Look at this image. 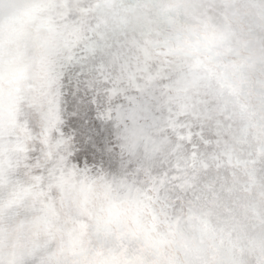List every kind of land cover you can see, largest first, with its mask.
Instances as JSON below:
<instances>
[{
  "label": "water",
  "instance_id": "water-1",
  "mask_svg": "<svg viewBox=\"0 0 264 264\" xmlns=\"http://www.w3.org/2000/svg\"><path fill=\"white\" fill-rule=\"evenodd\" d=\"M147 3L0 0V264H264V0ZM64 74L114 101L126 164H69L84 194L40 178Z\"/></svg>",
  "mask_w": 264,
  "mask_h": 264
},
{
  "label": "snow or ice",
  "instance_id": "snow-or-ice-1",
  "mask_svg": "<svg viewBox=\"0 0 264 264\" xmlns=\"http://www.w3.org/2000/svg\"><path fill=\"white\" fill-rule=\"evenodd\" d=\"M61 81V121L56 142L57 161L60 163L45 164L41 167L40 178L42 181L46 170L51 186L59 185L62 192L79 191L84 194L89 190L87 184L81 183L77 188L64 177L69 164L75 172L84 176L111 173L117 163L122 170H126L125 161L118 159L119 146L112 139L111 108L114 101L107 95L101 97L91 88H85L82 95L79 76L64 74ZM184 183H192V178L186 177ZM191 191L180 188L176 198L183 199ZM46 264H58V261L49 258Z\"/></svg>",
  "mask_w": 264,
  "mask_h": 264
},
{
  "label": "bare ground",
  "instance_id": "bare-ground-1",
  "mask_svg": "<svg viewBox=\"0 0 264 264\" xmlns=\"http://www.w3.org/2000/svg\"><path fill=\"white\" fill-rule=\"evenodd\" d=\"M144 2H148L147 4L148 5H151V3H149V0H143ZM111 39H110V41H112V43H114V45H115V43H116V45L115 46H112V51L113 50H116V52L117 53H119L120 55H121V53L124 51V49H125V47H126V49H128L129 51H130V49H129V45H125V47L123 46V44L121 43V41H123L124 43H127V38H117V39H115L113 36H111L110 37ZM122 48H124L123 50H121L120 51V49H122ZM106 49H108L107 47H105V50ZM101 52H102V50H101ZM101 52H98V51H95L94 53H97V54H101ZM129 53H131V51L129 52ZM196 62H197V59H196ZM114 64V63H113ZM116 64V63H115ZM114 68H116L115 66H114ZM116 70H118L117 68H116ZM212 71H214L213 69H212ZM217 79V78H216ZM216 79H214L215 80V85H219V84H216ZM220 86V85H219ZM222 90H224V88H222V87H220ZM217 93H221V90H219ZM221 97L222 96H226L225 97V99H228L229 98V96L230 97H232V95L230 94V93H224L223 95H220ZM125 108H127V107H125ZM138 137H143L141 134H138L137 136H136V138H138ZM140 143H142V141H139ZM51 153H52V155L54 156V158L57 156V152H55V150L52 148L51 150ZM60 163V162H59ZM41 169V168H40ZM66 169H68V170H66ZM66 171H68V172H70L71 173V170L69 169V167H66ZM37 172H38V170H37ZM64 174H65V172H64ZM69 176H73L72 174L71 175H69ZM238 179V178H237ZM231 181H234V180H231ZM131 193H132V191H131ZM128 194H129V191H128ZM72 197H68V202H72L73 203V199H71ZM73 205L74 204H69V206H70V208H71V211L73 212ZM89 220L91 221V218H89ZM98 225L96 224V227H97ZM88 229H90V227H88ZM89 232L91 233V236H90V238L91 239H95V236L93 235V231H91V230H89ZM83 235H86V233H85V231L83 230V233H82ZM12 237H10L9 238V240L8 241H10L7 245H5V246H7V247H13V248H16V246H15V244L17 243H15V244H13L14 242H15V240H13V239H11ZM75 238H77L78 240H79V237H78V234L76 235V237ZM90 239V240H91ZM89 240V241H90ZM21 243V242H20ZM36 243H39L40 244V248H43L44 249V241L39 237V239L36 241ZM74 243L75 242H73V245H74ZM93 244V243H92ZM110 248V246H108L107 247V249H109ZM70 250H71V248H70ZM44 254V253H43ZM25 254H22V253H19V259L16 261L17 263H14V264H20L21 262H23V260H24V258L26 259V255H25V257H23ZM21 256H22V261L20 262V259H21ZM102 256H104V254L102 255ZM16 257H18V255L16 256ZM97 258H99L98 256H97ZM44 259V258H43ZM43 259H41L40 258V262L38 263V259L36 260V262L38 263V264H43L44 263V261L45 260H43ZM158 259L161 261V259L158 257ZM82 260H84V259H82ZM79 263L80 264H83L82 262H81V260L79 261ZM71 264H72V262H71ZM78 264V263H77Z\"/></svg>",
  "mask_w": 264,
  "mask_h": 264
}]
</instances>
